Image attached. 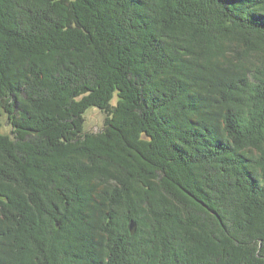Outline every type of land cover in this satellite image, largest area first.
<instances>
[{"label": "trees", "instance_id": "trees-1", "mask_svg": "<svg viewBox=\"0 0 264 264\" xmlns=\"http://www.w3.org/2000/svg\"><path fill=\"white\" fill-rule=\"evenodd\" d=\"M3 113L0 264H264V0H0Z\"/></svg>", "mask_w": 264, "mask_h": 264}, {"label": "rangeland", "instance_id": "rangeland-1", "mask_svg": "<svg viewBox=\"0 0 264 264\" xmlns=\"http://www.w3.org/2000/svg\"><path fill=\"white\" fill-rule=\"evenodd\" d=\"M110 101L112 105L114 106L117 104V101H118L117 92L113 93L112 99ZM106 116H107V113L101 111L97 107H93V106L89 107L84 113V118H85V122L83 126L84 130L93 131V132H97L101 130L104 126ZM10 130H11V125L9 124L7 120L6 113H3L1 117L0 132L1 134L12 136V134L10 133Z\"/></svg>", "mask_w": 264, "mask_h": 264}, {"label": "water", "instance_id": "water-1", "mask_svg": "<svg viewBox=\"0 0 264 264\" xmlns=\"http://www.w3.org/2000/svg\"><path fill=\"white\" fill-rule=\"evenodd\" d=\"M128 228L131 234H134L136 231V222L133 220L129 221Z\"/></svg>", "mask_w": 264, "mask_h": 264}]
</instances>
